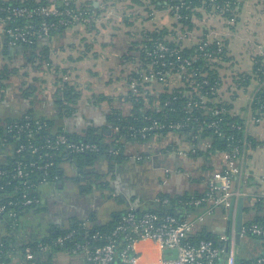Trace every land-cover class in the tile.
<instances>
[{"label": "crops", "instance_id": "1", "mask_svg": "<svg viewBox=\"0 0 264 264\" xmlns=\"http://www.w3.org/2000/svg\"><path fill=\"white\" fill-rule=\"evenodd\" d=\"M3 1L11 3L14 0ZM34 1L49 3L53 0ZM167 1L72 0L77 9L100 17L99 20L76 22L60 34L41 39L36 53L21 46H10L0 29V70L7 66L10 74L5 82L8 86L4 90L5 99L0 96V118L19 119L33 112L37 119L58 120L61 115L56 98L60 79L68 76L71 84L81 92L74 114L64 124L69 133L82 134L89 127L111 128V116L128 117L133 113V98L136 97L132 96L129 77L144 66L142 54L137 49L148 33L166 31L165 39L169 42H177L180 32L185 33L180 42L186 49L195 46L200 39H224L228 45L229 63L228 68L222 70V75L230 76L232 70L252 74L256 58L264 59L260 53L264 52V0H239L234 22L208 16L200 9L194 14L190 30L181 28L179 31ZM14 79L18 82L12 87ZM223 81L221 97L230 101L237 85L229 79ZM259 87L260 82L253 80L247 90L239 91L238 96L230 101L234 106L232 113L246 120L245 134L252 137L255 145L246 142L242 156L243 173L234 183L240 197L244 198L245 222L264 217V122L255 124L252 110L248 107L251 96ZM29 88L34 93L26 99L24 89ZM150 91L147 101L141 99L144 111L151 109L157 95L166 90L164 84H155ZM203 148H209V143H205ZM192 151L190 138L184 133L155 135L149 141H127L128 159L119 164L110 162L105 156L100 157L89 170L100 175L101 179L87 183L85 187L82 182L73 184L71 177L78 167L66 163V181L61 180L57 186L51 184L43 192V207L48 211L49 201L58 200L54 202L55 210L70 214L65 221L66 226L73 219L88 220L92 216L99 225H107L119 219L130 207L140 212L156 209L157 198L165 194L173 197L202 194L213 173L225 168L227 152L196 159L191 156ZM96 165L104 166L105 174L93 170ZM147 172L153 177H144ZM100 183L105 187H99ZM82 187L85 188L83 191ZM258 201L262 204L256 207ZM231 209L230 206L218 210L200 230L212 234L225 231ZM185 210L183 208L181 212L189 215ZM44 213L32 214L28 218L20 241L47 236L43 231L47 223L41 221ZM259 249L257 242L243 240L237 248L238 256L250 258ZM54 263L84 264L82 258L65 254L55 256Z\"/></svg>", "mask_w": 264, "mask_h": 264}, {"label": "built area", "instance_id": "2", "mask_svg": "<svg viewBox=\"0 0 264 264\" xmlns=\"http://www.w3.org/2000/svg\"><path fill=\"white\" fill-rule=\"evenodd\" d=\"M174 1L168 0L167 6L176 20V29L178 28L179 31L181 28L190 30V27L185 25V21L189 19L193 21L194 18V15L191 17L183 15V9H191L194 12L201 9L208 16H219L234 22L239 0H234L235 2L195 0L200 2L199 7H192L194 0H176V3ZM226 14H231L233 18L228 19ZM99 18L77 9L72 0H63L62 3L53 0L48 4L33 7L0 4V29L4 32L7 43L12 47L33 45L38 40L51 37L57 31L72 27L76 22L91 23ZM177 33L179 35V32ZM180 34L181 37L186 35L182 32ZM181 37H178L175 46H170L159 39L149 38L148 34H145L142 42L139 43L137 50L142 54L144 66L133 71L129 77L132 96L147 101L150 89L155 84H164L165 92L175 96L162 102L159 101L161 95H157L151 109L161 114V117L146 116L144 125L130 126L128 131L133 139H145L151 134L164 131L185 132L195 127L200 131L212 130L225 138L222 121L226 111L224 108L210 109L207 105L208 94L203 90L210 86L211 93L214 94L220 85H211L206 72L214 70L216 63L228 56V45L224 39L215 41L200 39L190 48H196L198 52L185 56L183 50L186 48L180 42ZM260 53L261 57H264V52ZM200 58H203L205 63V72L195 66ZM200 74L204 76L201 81L196 79ZM63 79L64 82L70 83L68 76H64ZM179 97L186 100L184 107L186 115L174 119L169 112L175 110L173 106ZM199 111L202 113L196 117L194 112ZM9 128L10 131L16 130L10 132L12 134L24 133L23 126ZM232 128L240 129L241 126L233 124ZM28 133L37 132L30 130ZM246 146L244 143L243 148L235 146L232 151L227 152L225 168L214 172L207 180L206 191L198 197L178 203L183 208H197L196 214L177 217L173 214H159L154 210L140 212L135 207H130L120 216L110 233L89 232L91 228L89 221L84 220L78 229L84 232L81 239L77 238L78 230L60 234L49 242L38 243L36 247H27L24 251V259L31 261L37 254H50L53 250L71 243L69 254L82 258L84 264H264V255L255 256L252 261L244 262L239 260L237 251L238 202L241 195L234 187V183L243 173L242 156ZM26 152L32 158L30 162L25 161ZM98 152H100L98 144L87 140H72L65 133H61L52 140L21 144L14 148L12 153L22 158L15 162L11 170H0V177L7 180L26 179L37 172L47 176L50 168L55 166L54 158L59 153L81 155ZM156 202L158 205H170L169 198L159 197ZM38 203L40 200L37 197L26 192L17 201L0 204V214L4 213L8 206L25 207ZM230 206L232 209L229 225L225 231L211 238L202 239L198 243L189 240L218 210ZM239 234L242 242L249 238L264 239V224L243 221ZM173 251H176V254Z\"/></svg>", "mask_w": 264, "mask_h": 264}, {"label": "trees", "instance_id": "3", "mask_svg": "<svg viewBox=\"0 0 264 264\" xmlns=\"http://www.w3.org/2000/svg\"><path fill=\"white\" fill-rule=\"evenodd\" d=\"M63 0H58V2H62ZM224 1V0H222ZM235 2L234 0H229ZM177 1L175 0L174 3ZM0 4H15V5H25L29 7L37 6L40 4H48L47 1L44 2H36L34 0H14L11 3L0 0ZM200 2L193 1L192 7H199ZM86 12V11H85ZM183 15H188L191 17L196 12L190 10L182 11ZM228 19L233 18L231 14H226ZM37 23V22H36ZM185 25L192 27L191 19L185 21ZM64 30L57 31L54 35L62 33ZM167 32L160 31L157 33H148L149 38L159 39L170 46H175V42H169L165 39ZM53 36V35H52ZM45 39V38H43ZM7 41V40H6ZM41 40H38L33 45H19L25 48L28 51H34V53L39 50V43ZM18 46V47H19ZM17 47V46H16ZM7 47L4 48L6 51ZM198 50L195 49H184L183 55L189 56L197 53ZM229 63V56H226L222 59L221 62L216 63L214 70L206 72V77L210 81L211 85H217L215 93H211L210 86L204 88L203 92L207 93V105L210 109L212 108H224L226 114L224 115L222 124H223V133L225 134V138L219 136L212 130H202L198 127L194 129L185 130V132H172V133H184L188 135L192 144V152L191 156L193 158H201V157H211L217 152H230L235 146H240L243 148L244 143L250 142L251 146L254 145V140L251 136H247L245 134L246 125L245 119L239 115H235L232 113L233 103L232 100L235 96H238L239 91L247 90L249 85L253 80H258L260 82V87L253 93L248 103L249 109L252 110L253 121L254 123L259 125L258 123L264 122V62L261 58H256L254 70L252 74L236 72V70L230 71V76L222 75V70L227 69V65ZM195 66L198 68H202V72H205V63L203 58H200L195 63ZM227 67V68H225ZM231 68V67H230ZM9 68L4 66L3 69L0 70V96L2 100L5 99L4 90L6 89L7 80L9 79ZM205 74V73H204ZM203 74L197 76L196 79L201 81L203 78ZM64 78V77H63ZM223 79H229L234 85H237V91H234L232 98L230 101L224 100L221 97V88L223 87ZM60 88L58 92V97L56 98V103L59 109L60 118L58 120L55 119H37L33 116V112H29V114L24 115L19 119H5L0 118V170H11L17 160L22 158L20 155H16L12 153L14 148L18 147L21 144H29V143H42L46 139H54V137L58 134L65 133L72 140H87L98 144L100 147V152L92 153V154H67V153H59L54 158L55 166L50 168L49 173L45 176L42 172H37L32 174L29 178L26 179H10L0 177V204H7L10 201H17L21 198L24 193H28L33 197H37L40 200V203L31 205V206H8L7 210L4 213L0 214V264H55V256L65 254L69 255L68 250L72 247L71 243H67L63 248H58L53 250L50 254H37L35 258L31 261H26L24 259V251L27 247H36L38 243L41 242H49L53 238L57 237L60 234H64L66 232L72 230H78L80 224L84 220L73 219L70 223L63 227L54 231H50L47 233V236L41 237L37 236L36 238L31 237L20 241V235L22 231L25 229L23 226L28 222V218L32 216V214H39L46 212V208L43 207V192L39 190V186L44 183H50L55 186L59 184V181H66L67 177H65V168L64 164L76 165L79 169H83V175L88 177L87 183L91 184L93 181H100L101 176L92 171H87L85 168L87 166L93 165L100 157L105 156L109 159L110 162L123 163L128 159L126 154V142L130 140H138V141H149L155 135H166L170 132H158L149 135L145 139L136 138L133 139L129 135L128 128L130 126H142L145 124L144 118L146 116H154L161 117V114H157L149 109L144 111L145 105L143 104V100L140 98H133L134 101V110L133 113L128 117L121 116H111L109 118V126L101 127V128H87L83 131L82 134L77 133H69L66 129L65 121L70 118L75 112V106L81 99V92L76 90V86L72 85L71 82H64V79H60ZM232 88V87H231ZM25 98L29 99L33 95V89H24ZM174 94L171 93H163L159 101L165 102L174 97ZM181 97V96H180ZM179 97V98H180ZM175 101L174 111L169 112L171 117L174 119L182 118L186 115L184 107H185V99L180 98ZM152 103V102H151ZM153 104V103H152ZM201 111L194 112L195 116H200ZM206 118H210L204 115ZM260 121L257 122L256 120ZM241 126L240 129L232 128V125ZM10 126H23L24 133L16 135V132L10 131ZM29 126V128L27 127ZM29 130V131H28ZM30 130L33 132H37L35 134H30ZM205 143H209V148H203ZM32 158L28 156V152H26L25 161L30 162ZM47 178L46 180H44ZM99 187H105L104 183H100ZM201 194L192 195V194H183L177 195L175 197L165 194L162 195V198H169L170 205H158L155 212L159 214H173L177 217H183L184 213L181 212L183 207L178 203L180 201H186L193 197H198ZM261 201L257 202V206H261ZM185 211L189 213L196 214L198 212L197 208L188 207L185 208ZM10 213H13L12 216ZM23 217V221H20V218ZM90 230L89 232L100 231L104 234L110 233L114 228L118 219L110 222L107 225H99L97 223V219L95 217H90L88 219ZM260 224H264V217H259L255 221ZM24 229V230H23ZM56 231L59 233L55 234ZM84 232L78 230L77 238L81 239L83 237ZM211 232L198 231L196 234L190 237V241L192 243H198L200 240L205 238L213 237ZM250 241L257 242L260 245V249L255 256L264 255V239H255L249 238ZM242 244V243H241ZM238 245V246H241ZM255 256L246 258L239 257L240 261L250 262Z\"/></svg>", "mask_w": 264, "mask_h": 264}, {"label": "flooded vegetation", "instance_id": "4", "mask_svg": "<svg viewBox=\"0 0 264 264\" xmlns=\"http://www.w3.org/2000/svg\"><path fill=\"white\" fill-rule=\"evenodd\" d=\"M89 167H93V165L87 166V168H85V170L90 171ZM71 178H72V180H74L73 184H75V185H80L81 182H82V184H84L83 185L84 187L87 185V180L86 179L88 177L85 178V176L83 175V169L77 168L76 171L74 172V176L71 177ZM83 189H85V188L82 187L81 191H83ZM79 192H80V190H79ZM57 196L60 197V194H58ZM58 197H56V198L59 199ZM54 202H58V200L51 199L49 201L48 206H47L48 207V211H46L42 215V219H41V221H44V224L47 223L46 224L47 226L45 228H43V231H45L47 233H49L50 231L57 230L60 227L61 228L65 227L66 226V222L65 221H66V219L68 217H70V214L67 211H63V213H58V211L55 210L56 204H54Z\"/></svg>", "mask_w": 264, "mask_h": 264}, {"label": "water", "instance_id": "5", "mask_svg": "<svg viewBox=\"0 0 264 264\" xmlns=\"http://www.w3.org/2000/svg\"><path fill=\"white\" fill-rule=\"evenodd\" d=\"M234 203V200L232 201V205ZM231 212V211H230ZM244 221V198H240L238 202V223H237V244L240 245L242 243V239L240 237V229L242 227ZM59 233V231H56L55 234ZM168 253V251H167ZM174 254H176V251H173Z\"/></svg>", "mask_w": 264, "mask_h": 264}, {"label": "rangeland", "instance_id": "6", "mask_svg": "<svg viewBox=\"0 0 264 264\" xmlns=\"http://www.w3.org/2000/svg\"><path fill=\"white\" fill-rule=\"evenodd\" d=\"M14 80L15 81L13 82V86L12 87L17 86L16 83L18 82V79H14ZM95 169H96V171H100L101 173L105 174L104 166L96 165V167L93 170H95ZM145 176L151 178V177H153V174L150 173V172H147L146 174L144 173V177ZM50 186H51L50 183H44V184L39 186V190L41 192H44L46 189H49ZM20 221H23V217L20 218Z\"/></svg>", "mask_w": 264, "mask_h": 264}]
</instances>
